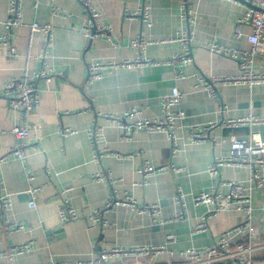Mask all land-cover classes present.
I'll return each mask as SVG.
<instances>
[{"label": "crops", "instance_id": "obj_1", "mask_svg": "<svg viewBox=\"0 0 264 264\" xmlns=\"http://www.w3.org/2000/svg\"><path fill=\"white\" fill-rule=\"evenodd\" d=\"M84 1L22 0V24L10 36L17 56L9 58L0 50V158L5 157V162L0 161V182L3 193L9 194L13 203L7 220L0 219V249L7 251L35 239L31 252L16 256L13 262L5 259L2 264H84L114 248L158 246H166L170 253L115 257L107 264H185L179 256L181 252L214 245L225 232L246 219L240 211H226L210 218L204 230H198L202 217L213 207L196 205L192 196L210 192L214 184L226 194L225 183L230 181L247 186L250 171L246 167L221 166L213 176L207 171L215 159L230 155L229 147L222 144L224 137L245 136L249 130L226 129L218 124L206 142L195 144L189 128L217 123L220 102L230 110L224 120L249 114L264 116L263 85L219 88L218 99L195 88V75L209 78L239 74L236 59L214 54L208 46L250 50V26L242 27L244 36L240 39L234 35L237 21L249 7L243 0H87L98 9L99 25L111 29L110 34L96 32L90 40L82 32L91 20ZM53 6L64 15H53ZM143 6L149 9L150 24L140 17H128V13ZM185 7L191 11L189 20L181 18ZM9 18V0H0V36L7 34ZM35 23L53 27L51 45L42 33L31 35L30 27ZM185 30L194 35L193 62L182 68L185 79H176L172 65H158L109 71L103 79L88 82V67L94 61H135L137 52L131 43L137 38L150 43L145 52L147 59L160 62L183 55L185 47L176 40ZM46 48V62L56 76L50 83L36 82L37 106L31 118L36 130L31 134L28 151L36 179L31 185L23 175L21 161L10 154L20 143L12 131L21 122V115L9 107L5 86L26 70L31 74L40 71ZM256 49L259 55L255 57L254 70L264 72V42ZM173 87L183 94L173 112L186 113L176 132L179 151L175 154L165 133L141 129L130 140H124L118 123L106 118L122 116L134 107L141 110V119L158 118L162 115L160 100ZM92 127L102 128L98 147L109 154L99 163L94 162L87 135ZM146 161L184 171L177 173L169 168L145 182L139 168ZM98 173L108 175L110 180L97 181L94 177ZM31 186L42 188L34 208L28 205ZM179 192L187 195L186 218L174 221ZM251 194L252 228L233 241L255 246L253 260L264 264V186ZM116 200L122 202L107 207ZM63 205L75 209L79 219L62 224L59 210ZM143 206H157L160 212L142 213ZM99 211L105 225L89 220ZM16 223L26 228L8 233L6 226Z\"/></svg>", "mask_w": 264, "mask_h": 264}, {"label": "built area", "instance_id": "obj_2", "mask_svg": "<svg viewBox=\"0 0 264 264\" xmlns=\"http://www.w3.org/2000/svg\"><path fill=\"white\" fill-rule=\"evenodd\" d=\"M146 1V0H144ZM247 4H251L254 8H249L244 17L237 21L235 26V38L240 39L243 35L242 27L250 26L252 34L247 36V41L252 45L251 49L239 50L218 45H209V50L218 55H223L236 59L239 62L240 72L236 76H213V77H200L195 75L196 83L195 88L204 89L210 98L218 99L220 97L219 88L225 87H238L246 86L252 88L256 85L264 86V72H255V57L259 55L256 46L260 42H264V0H243ZM84 9L89 14L91 20L82 29L84 36L90 40L94 39V30L111 33L109 27H101L99 25V12L98 9L89 1H84ZM53 15H64L62 11L53 6ZM9 14L10 18L6 23L7 34L0 36V50H4L9 58L17 56V49L10 43L11 32L15 27L22 24V0H9ZM130 19L142 18L144 23L150 24V12L146 6L141 7L138 11L128 13ZM181 18L189 20L191 18V11L185 7L183 8ZM31 35L42 33L48 45H51L53 39V27L51 25H39L37 23L30 27ZM109 41L115 44L110 35ZM193 33L185 30L178 37L176 41L181 42L185 47L183 55L175 56L166 61H153L145 57V52L150 44L141 38L132 41L131 47L137 52L135 61L117 62L109 60L107 62L94 61L88 67V82L94 83L105 77L109 71H119L134 68H145L158 65H172L175 67L176 79H185L182 68L193 62L191 54V43L193 41ZM48 55L47 48L44 50L42 58H44L43 68L31 74L28 70L18 79H13L5 86V92L8 99V105L11 109L17 111L21 115V122L13 129L12 133L20 141L19 145L10 150V154L14 155L23 166V175L27 182L31 185L36 179L35 172L29 165V148L31 147L30 139L31 134L36 130V126L31 121L34 110L37 106V92L36 82L45 80L50 83L54 80L56 73L52 67L46 62ZM183 98L182 92L178 87H173L169 95L161 98L162 115L155 119H141V110L134 107L126 111L122 116L106 115L108 120L118 123L119 128L123 131V139L130 140L132 135L141 130L146 129L150 132H163L166 134L168 141L171 143L173 154L179 151V139L177 137V129L180 128L179 121L186 118V113L183 110L173 112V108L178 106ZM229 108L224 103H219V121L211 123L204 127L192 126L189 128V134L192 143L201 144L208 140L211 129L218 124L224 125L226 129H248L249 133L245 136H238L231 134L222 139V144L229 147L230 155L225 158H218L210 165L207 173L211 176L219 172L221 166H235L246 167L250 171L247 186L242 185L236 181L226 182L228 187L226 194H222L218 190L217 184H214L210 192H203L198 195H193L192 200L196 205H208L213 208L208 211L206 216L202 217L199 223L198 230L206 228L207 221L215 217L218 213L237 210L245 215V222L239 226L225 232L222 237L214 244L203 248H191L179 254L181 259L185 260V264H218L221 262L232 261L233 264H255L253 255L257 248L251 244L234 243V239L241 232L248 228H252V216L254 213L253 196L251 192L254 189H261L264 186V140L259 131H254V127L264 126V116H257L249 114L247 116L237 119L224 120V115L229 113ZM102 128L92 127L87 131L88 139L91 148L94 152V162H101L102 157L109 155L106 151H101L98 143L101 137ZM2 132L0 131V135ZM1 162H5V157L0 158ZM171 168L174 172H183V169H178L175 166H160L157 167L150 162L146 161L139 168V173L143 179H148L157 174L165 172ZM97 181L110 180L108 175L96 174ZM3 185L0 182V219L7 220V215L12 208L11 196L3 193ZM42 191L41 187L31 186L29 190L30 202L29 207L36 206V199L39 192ZM68 191V190H66ZM186 197L183 192H179L176 196V204L178 210L174 221H182L186 218ZM122 201H111L107 207L113 204H119ZM136 206V204L134 203ZM142 213L155 215L159 213L157 206H143ZM101 211L94 213L89 217V220L100 225L106 223L101 218ZM60 221L65 224L70 221L79 219V215L75 209L67 205H63L59 210ZM156 220V219H155ZM7 224V222H5ZM165 224V223H161ZM26 227L23 224H14L9 227L6 226L8 233L15 231H22ZM253 231L252 229L250 230ZM35 247V239L32 238L28 242L9 248L7 251L0 249V264L6 259L13 262L15 257L31 252ZM167 252L166 246L158 247H134L131 249L114 248L111 251H104L98 255L93 261L84 264H107L109 259L115 257H142V256H158ZM170 253V252H167Z\"/></svg>", "mask_w": 264, "mask_h": 264}, {"label": "water", "instance_id": "obj_3", "mask_svg": "<svg viewBox=\"0 0 264 264\" xmlns=\"http://www.w3.org/2000/svg\"><path fill=\"white\" fill-rule=\"evenodd\" d=\"M245 3V2H244ZM246 5L249 7V8H254L251 4H247ZM94 33H96V31L94 30ZM254 131H259L262 135V139L264 140V126H259V127H254L253 128Z\"/></svg>", "mask_w": 264, "mask_h": 264}]
</instances>
